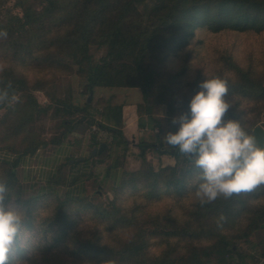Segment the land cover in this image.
Instances as JSON below:
<instances>
[{
    "label": "trees",
    "instance_id": "16d2710c",
    "mask_svg": "<svg viewBox=\"0 0 264 264\" xmlns=\"http://www.w3.org/2000/svg\"><path fill=\"white\" fill-rule=\"evenodd\" d=\"M9 1L11 0H0V32L7 33L6 37H0V57H8L24 64L33 60L40 66L60 67L64 70H71V63L66 61L71 59L77 65L76 71L83 76L89 91L97 86L138 88L141 101L135 104L134 111L137 116L144 115L148 119L154 116L156 106L161 103L169 106V115L174 114V100L167 101L165 98L168 92L173 95L174 87L169 83L159 84V67L169 55L186 46L198 29L213 33L224 30L256 33L264 31V0H13L12 7L19 8L20 13L12 11V7L7 5ZM91 48L103 49V54L94 59ZM235 71V81H228V93L257 102L264 101V77H255L251 70L236 68ZM198 83L197 80L190 83L188 91L182 97L181 108L187 109L188 101L199 90ZM161 88L165 91L163 96L160 95L163 91L159 92ZM29 89L31 85L27 78L13 67L0 69V91L6 90L9 97L7 100H0V109H6L8 115L15 111L23 95L31 101L28 109L20 111L21 115L12 116L10 123L14 129L13 136L28 133L25 137L22 136L24 146L21 150L15 151L12 145L4 143L9 133L0 128V150L14 153L13 159L0 160V182H4L7 189L5 203L23 213L22 232L38 228L37 224L41 220L37 218L39 207H46L50 211L43 216L42 220L47 225L42 228L43 231L40 230V239L31 242L27 238L25 243H21L22 233L14 247L13 258L21 260V263L39 258L45 263L62 264L64 259L60 245L62 246L61 240L65 241L66 237L69 238L63 247L67 249L71 243L73 247L70 250L75 254L79 255L82 247H96L92 243H82L80 247L76 236L68 235L69 227L74 221L70 215L73 208L78 211L95 208L108 219L114 211L100 209L88 203L83 194H75L70 190L79 176L70 177L69 170L72 165L67 162L58 166L54 177L43 183L37 182L39 187L35 193L22 195L15 168L21 157L34 154L45 144L35 132H28L26 126L34 114L46 112L48 108L40 107ZM55 104L57 111L64 116L62 123L67 129L49 139L53 145L59 144L74 128H84L95 123L101 130L119 135L120 155L116 158V165L123 163L128 141L123 134L122 104L108 103L105 111L100 113L112 117V128L101 125L89 113V101L80 104L71 99H57ZM238 106L239 102L235 101L225 119L237 114L235 120L250 134L259 118H237L241 115L236 111ZM78 112L82 116L74 118V115L78 116ZM155 125L162 129L159 121ZM166 125V133L177 130L171 120ZM99 142L95 140L94 144ZM137 145L141 150V164L114 183L111 189L114 195L111 200L113 204L117 190L126 185L144 186L151 195L163 187L182 196L188 188L191 176L200 174V169L194 166L191 159L179 152H166L165 150L172 149L167 145L159 149L156 142L148 143L145 140L139 141ZM146 147L169 154L174 158V163L158 167L147 164ZM106 150L107 148L100 154L104 155ZM178 158H181L180 161L185 166H179ZM61 188L63 196L58 194ZM263 197L264 185H260L252 192L234 194L228 200L219 198L203 206L197 202V213L203 218H213L216 222L205 233L215 238V242L203 247L197 255L192 253L189 264H204L202 256L207 258L214 255L216 261L232 259L237 255L241 258L242 254L236 253L228 237L219 229L244 213L250 215L242 236L249 237L255 230L264 229V203L251 205L252 200L258 202ZM167 226L168 223L160 225L165 236L177 235L175 231L165 229ZM202 231L204 230L201 229ZM47 233H55L54 241L58 245L42 242ZM136 235L137 240H128L120 249L124 259L129 256L135 263L140 264H175L172 250L167 251L164 256L154 257L148 263H143L139 258L146 249V239H143L140 232ZM193 236H199V233L195 232Z\"/></svg>",
    "mask_w": 264,
    "mask_h": 264
},
{
    "label": "rangeland",
    "instance_id": "374dc122",
    "mask_svg": "<svg viewBox=\"0 0 264 264\" xmlns=\"http://www.w3.org/2000/svg\"><path fill=\"white\" fill-rule=\"evenodd\" d=\"M12 3L13 0L9 1L7 5L12 7ZM12 11L20 13V9L16 7H12ZM103 51V49L96 50L94 48L90 50L94 59L100 57ZM66 61L71 63V70H64L60 67L50 68L45 65L40 66L37 61L33 60L24 64L8 57L4 59L0 57V69L13 67L14 70L25 76L29 81V85H31L29 92L36 99V102L42 108L48 107L46 112L34 114L26 126L28 132H35L39 135L45 143L44 146L52 147L53 143L49 139L67 129V126L62 123L64 116L57 111L56 100L71 99L83 104L87 101L89 94L83 76L76 71L77 65L71 59ZM159 68V84L169 83L174 87L173 95L168 92L165 97L167 101L174 100L173 107L176 109L172 116L168 114L170 108L165 103L156 106L155 114L151 119L146 118L144 115L137 116L134 111L135 104L141 101V93L138 88L97 86L91 90L92 94L89 101L91 105L88 110L92 108L93 115L97 114L96 117L99 119L101 116L99 114L105 111L106 105L109 103V101H105L106 97H109L112 103H123L124 105L123 119L125 122L123 132L128 141L126 157L132 160L128 165L130 169L137 168L141 164V150L137 145L139 141L156 142L159 149L165 148L166 144L163 141V136L166 134V124L173 116L187 110L181 108L182 97L188 91L191 82L194 80L201 82L204 79L216 77L232 82L236 79V68L251 70L257 78L264 77V31L256 33L253 31L224 30L213 33L206 29H198L188 44L176 53L169 55ZM172 82L174 83L171 84ZM159 92L161 96L165 94L163 88L159 89ZM133 93H136L140 100L137 101ZM225 100L230 107L235 101L239 102L236 111L240 112L241 115L237 118L251 119L257 116L259 121L256 125L264 128V101L257 102L229 93ZM30 102L29 98L23 95L14 112L12 111L7 115L6 109H0V128L3 131L7 130L9 133L8 139L4 143L12 145L11 147L15 151L23 148L22 136L25 137V134L28 133L13 136L14 129L10 124L12 123V116L16 117L20 114V111L28 109ZM77 114L78 116L74 115V118L82 116L79 112ZM168 115L171 117L169 118ZM236 115H230V119L235 120ZM65 117L71 116L65 115ZM95 120L98 121V119ZM156 121H159L162 129L155 125ZM86 128L85 130L88 132L89 128ZM90 130L94 131L92 128ZM102 133L100 136L101 141L109 143L112 147L111 150L116 153L115 158H117L120 155L119 135L104 130H102ZM67 137L68 135L62 140L67 139ZM146 148L145 158L147 164L158 167L174 163V158L169 154ZM13 154L11 151L0 150V160L13 159ZM178 159L179 166H185L180 161L181 158ZM198 177L199 174L191 176L188 188L182 196H178L172 189L169 190L163 187L151 195L144 186L131 187L126 185L117 190L114 204L111 202L114 197L112 188L108 189V186L103 187L93 183L92 192L86 196L87 202L100 209H113L114 214L108 219L97 212L95 208L80 211L73 208L70 215L74 221L69 227L68 235L76 236L80 247L82 243H92L96 247L93 248L94 250L89 247H82V251L78 255L71 252L70 249L73 247L71 243L68 244L67 249L63 247L69 238L66 237L65 241L61 240L62 246L60 245L64 259L62 264H140L135 263L133 258L129 256L124 259L120 252L121 247L128 240H137L136 233L138 232L144 237L143 239H146V249L140 254L141 257L139 258L143 263H148L154 257L164 256L167 251L171 250L175 264L191 263L192 253L197 255L203 247H208L215 242V238H212L211 235H205V233L216 222L212 220L213 218H203L197 213L196 204L198 200L195 196V190L200 182ZM19 182L22 195L27 196L38 190L39 183L29 185L28 183ZM58 194L63 196L62 188L58 191ZM260 203H264V197L260 198L258 202L252 200L251 205ZM38 213L37 218L41 219L37 224L38 228L22 232L21 243H25L27 238L31 242L40 239V230L43 231L42 228L47 225L42 220L43 216L50 213V211L41 206ZM248 215L250 214L244 213L239 217H235L219 229L221 233L228 237L229 243L236 253L242 254V257L240 258L237 255L232 259L216 261L214 255L207 258L202 256L205 260L204 264H264V255H262L264 251V229L255 230L249 237L241 235L243 229L249 223ZM167 223L168 226L165 229L175 231L177 235L167 237L163 234L164 230H161L160 225ZM201 229L204 231L201 232ZM195 232H198L199 236H193ZM55 236V233H47L42 242L47 245H49L48 242L58 245L54 241ZM76 244L75 242L74 245ZM21 264L49 263L36 258L34 261Z\"/></svg>",
    "mask_w": 264,
    "mask_h": 264
},
{
    "label": "clouds",
    "instance_id": "9594fccd",
    "mask_svg": "<svg viewBox=\"0 0 264 264\" xmlns=\"http://www.w3.org/2000/svg\"><path fill=\"white\" fill-rule=\"evenodd\" d=\"M6 35L0 32V37ZM198 89L187 110L172 117L171 124L177 130L168 131L163 141L200 169L195 196L203 206L264 185V147L238 120L225 119L230 108L225 100L226 79H204ZM8 98L6 90L0 91V100ZM6 192L4 182H0V264H21L13 253L22 234L24 215L5 203Z\"/></svg>",
    "mask_w": 264,
    "mask_h": 264
},
{
    "label": "crops",
    "instance_id": "0c3cea01",
    "mask_svg": "<svg viewBox=\"0 0 264 264\" xmlns=\"http://www.w3.org/2000/svg\"><path fill=\"white\" fill-rule=\"evenodd\" d=\"M133 94L137 101L140 100L136 93ZM105 101H109L110 105L116 104L112 103L109 97H106ZM121 104L123 105V103ZM89 113L93 115L92 108L89 110ZM96 115L93 116L95 119H98V121L96 120L98 123L111 128L114 127L111 116L99 114L101 115L99 119ZM124 122L123 119V124ZM93 126L96 129L94 128V131H91L90 128ZM87 127L89 129L86 127L74 128L68 134L67 139L62 140L59 144L52 147L43 145L34 154L21 157L19 164L15 168L18 180L29 185L37 182L43 183L55 176L60 164L67 162L72 165L69 170L70 177L79 176L78 181L70 187V190L75 194L88 196L93 190V183H96L98 186H108V189H111L118 179L125 177L129 171L136 169L129 168L128 165L132 160L127 157H125L120 166H117L116 153L111 150L112 147H110L109 143L100 139V136L103 134L102 130L95 123ZM85 128L89 131L86 132ZM123 134L125 136L124 132ZM95 140L105 142L107 148L105 155H101V152L95 156L90 155L93 147H96L100 143L94 144Z\"/></svg>",
    "mask_w": 264,
    "mask_h": 264
},
{
    "label": "water",
    "instance_id": "95a60500",
    "mask_svg": "<svg viewBox=\"0 0 264 264\" xmlns=\"http://www.w3.org/2000/svg\"><path fill=\"white\" fill-rule=\"evenodd\" d=\"M91 94H92V91H89V94L87 96V101H90L91 99ZM251 135H254L258 144L262 147H264V128L260 125H256L251 133ZM106 147V144L105 142H100L96 147H93L90 155L91 156H95L97 153H100L101 151H103ZM166 152H178L177 150L175 149H171V150H165Z\"/></svg>",
    "mask_w": 264,
    "mask_h": 264
},
{
    "label": "built area",
    "instance_id": "2783aa9c",
    "mask_svg": "<svg viewBox=\"0 0 264 264\" xmlns=\"http://www.w3.org/2000/svg\"><path fill=\"white\" fill-rule=\"evenodd\" d=\"M95 127L93 126L92 129H94Z\"/></svg>",
    "mask_w": 264,
    "mask_h": 264
}]
</instances>
